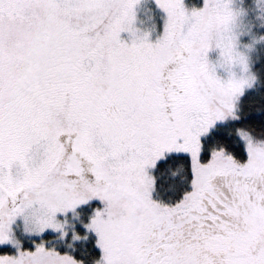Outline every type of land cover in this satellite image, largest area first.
Returning <instances> with one entry per match:
<instances>
[{
  "label": "snow or ice",
  "instance_id": "snow-or-ice-1",
  "mask_svg": "<svg viewBox=\"0 0 264 264\" xmlns=\"http://www.w3.org/2000/svg\"><path fill=\"white\" fill-rule=\"evenodd\" d=\"M143 6L0 0V264H264V35Z\"/></svg>",
  "mask_w": 264,
  "mask_h": 264
},
{
  "label": "rangeland",
  "instance_id": "rangeland-1",
  "mask_svg": "<svg viewBox=\"0 0 264 264\" xmlns=\"http://www.w3.org/2000/svg\"><path fill=\"white\" fill-rule=\"evenodd\" d=\"M188 2H189V4H191V3H193V2L199 4V3L202 2V0H188ZM240 3H243V0H240ZM260 3H261L262 5H264V0H260ZM244 4H245V6L249 7V8L252 10V12H251V16H252V19L254 20V23L256 24V27L254 28V31H256V32H257L258 34H260V35H264V27H261L259 21L255 20V17H256V12H255V7H256V5H255V0H251L250 2H246V1L244 0ZM150 7L155 8V5H150ZM159 15H160V14L157 13V17H159ZM151 16H152V12H151V10H150V8H149V6H148V0H144V6H143V8H142L141 23H142V26L144 27L145 30L150 29L151 26H152ZM158 22L162 24V21H159V20H158ZM262 48H264V45H260V46H258V49H259V50H258V52L255 53V54H259V53H260L259 51H260ZM22 227H23V226H21V230H22ZM3 250H5V249H0V252H2ZM10 250H11V251H14V250H12V249H10Z\"/></svg>",
  "mask_w": 264,
  "mask_h": 264
},
{
  "label": "trees",
  "instance_id": "trees-1",
  "mask_svg": "<svg viewBox=\"0 0 264 264\" xmlns=\"http://www.w3.org/2000/svg\"><path fill=\"white\" fill-rule=\"evenodd\" d=\"M246 2H250L251 0H245ZM259 54H255L257 57L260 58L259 63L256 65V68L260 70L261 72V80H264V48H262ZM262 92H264V88L261 89ZM249 97H255L257 100H259L260 96L259 93L256 92H249L247 94ZM261 104H264V101H261ZM258 118V117H257ZM93 241H89L88 247L91 248ZM86 247V243H81L82 250ZM3 251H11L10 249H5ZM98 251V250H97ZM90 259V257H87Z\"/></svg>",
  "mask_w": 264,
  "mask_h": 264
}]
</instances>
